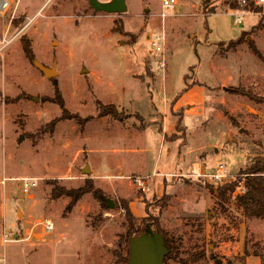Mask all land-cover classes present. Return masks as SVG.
Listing matches in <instances>:
<instances>
[{
	"label": "rangeland",
	"instance_id": "rangeland-1",
	"mask_svg": "<svg viewBox=\"0 0 264 264\" xmlns=\"http://www.w3.org/2000/svg\"><path fill=\"white\" fill-rule=\"evenodd\" d=\"M160 1L125 0L124 12L108 13L88 0H8L0 11V264H126L116 255L129 224L122 201L135 223L156 217L183 259L204 250L191 264L264 254V218L237 202L253 177L240 171L264 157V101L236 94L264 98V3L176 0L162 24ZM190 150L204 173L222 163L230 180L189 176ZM23 176L39 177L28 193ZM87 181L106 208L91 193L73 203L50 194ZM163 194L167 204L152 202Z\"/></svg>",
	"mask_w": 264,
	"mask_h": 264
},
{
	"label": "trees",
	"instance_id": "trees-1",
	"mask_svg": "<svg viewBox=\"0 0 264 264\" xmlns=\"http://www.w3.org/2000/svg\"><path fill=\"white\" fill-rule=\"evenodd\" d=\"M239 36L237 39H240ZM250 46V45H249ZM252 49H254V44L250 46ZM25 54H28L30 52V49L28 46L23 45ZM237 95L240 96H246L250 100H253L255 102H261L264 101V98H261L257 96L251 89H240L236 92ZM60 105L63 106L62 102H60ZM109 112V111H108ZM112 114V112H109ZM241 173H245L243 176H249L252 175L253 177L247 178L245 182L246 189L245 191L237 195V202L238 206L242 207L243 212L245 216L247 217H254V218H264V157L258 156L256 157L245 169H242L240 171ZM237 182H240V179L237 180ZM84 193H91L99 202L100 209L107 207V201L104 194H102V191L95 187L92 181H87L84 183L82 187H80L77 190H70L65 191L61 187L54 186L50 190V194L53 196H67L70 197L71 202L73 203L74 200H78L82 197ZM166 194V193H164ZM162 195L160 199H157L155 204L162 203L163 206L165 203L167 204V197L165 195ZM226 190L220 191L219 196L222 198H225ZM123 210L125 211L126 218L128 220L127 225V232L123 236L121 235L119 237V240L117 241V247H119V250H124L125 255H123L121 252H116V255L127 264L128 260V240L131 236L137 235L140 232H143L146 228V225H148L152 230L159 231L165 241V244L167 248L169 249L168 253L164 257V263L168 264L167 261L171 258H176L179 260L181 264H191V263H198L200 260H202L205 257L204 250H191L188 251L185 255V258L180 257V253L178 252V248L176 246L177 243L175 242L174 236H171L167 232L160 230L159 228V222H152V224H145L142 219H140L137 223L134 222L135 218L133 213L130 211L128 205L122 201ZM70 206V205H69ZM143 230V231H141ZM123 255V256H122ZM253 255L259 256L261 259V264H264V254L261 253H254Z\"/></svg>",
	"mask_w": 264,
	"mask_h": 264
},
{
	"label": "built area",
	"instance_id": "built-area-1",
	"mask_svg": "<svg viewBox=\"0 0 264 264\" xmlns=\"http://www.w3.org/2000/svg\"><path fill=\"white\" fill-rule=\"evenodd\" d=\"M252 2L256 5H261L264 3V0H252ZM249 3V0H241V5H247ZM176 4V0H161L160 1V11L158 13V16L160 17L162 24L166 17L171 15V12L174 10ZM8 6V0H0V11L1 15L5 11V9ZM243 19V16L240 14H236L235 16V22L241 23ZM164 36H161L159 34L154 35V39L151 41V44L155 47L156 51H159L160 49V59L158 60L157 68L161 69L164 66V55L162 50V45H159L158 42H163ZM186 161L187 164L190 166V172L188 173L189 176H194L195 178H202L206 181L214 184H222L223 182H227L228 178V171L224 164H219L216 166L212 172L204 173L203 169L201 168L202 162L201 157L198 150H190L186 154ZM6 178L1 179L0 183H4ZM17 180L21 182V190L24 193H28L33 187L37 185V181L39 180V177H32V176H23L19 177ZM136 183L141 187L144 188V180L141 178L135 179ZM244 184L242 183L240 185L241 189H244ZM39 224H42L43 228L46 231H50L53 229L54 224L49 219H43L38 222ZM11 234L4 232L2 241L4 243H7L11 240L10 238Z\"/></svg>",
	"mask_w": 264,
	"mask_h": 264
},
{
	"label": "water",
	"instance_id": "water-1",
	"mask_svg": "<svg viewBox=\"0 0 264 264\" xmlns=\"http://www.w3.org/2000/svg\"><path fill=\"white\" fill-rule=\"evenodd\" d=\"M89 4L96 11L108 13H121L125 11V0H110L102 2L100 0H88ZM37 67L48 77L55 74L54 67L35 62ZM164 238L159 231L152 230L148 225L143 232L131 236L128 240V260L127 264H165L164 257L168 253Z\"/></svg>",
	"mask_w": 264,
	"mask_h": 264
},
{
	"label": "crops",
	"instance_id": "crops-1",
	"mask_svg": "<svg viewBox=\"0 0 264 264\" xmlns=\"http://www.w3.org/2000/svg\"><path fill=\"white\" fill-rule=\"evenodd\" d=\"M246 258V264H261V259L259 256L254 255Z\"/></svg>",
	"mask_w": 264,
	"mask_h": 264
}]
</instances>
